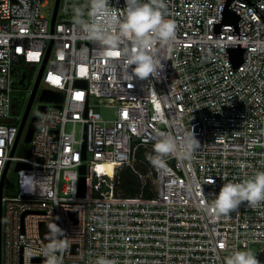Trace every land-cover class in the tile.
Here are the masks:
<instances>
[{
    "label": "built area",
    "instance_id": "obj_1",
    "mask_svg": "<svg viewBox=\"0 0 264 264\" xmlns=\"http://www.w3.org/2000/svg\"><path fill=\"white\" fill-rule=\"evenodd\" d=\"M55 3L48 9L49 0H0V183L7 168L0 264H46L44 250L53 244L61 264H97L101 256L115 264H225L237 249L264 264V201L242 202L219 218L209 210L223 183L264 171V0L228 7L227 0H164L177 32L170 44L156 45L163 69L145 79L132 74L127 43L108 49L74 22L87 0H59L52 27ZM110 7L122 16L125 0H110ZM238 48L235 66L231 50ZM43 64L40 95L54 94L39 102L46 109L30 143L26 119L12 153L21 101ZM99 108L113 111L104 116ZM192 131L200 144L190 159L155 152L163 136L179 142ZM19 162L26 167L6 181ZM122 168L138 176L137 195L117 192ZM22 173L42 178L37 193L22 191Z\"/></svg>",
    "mask_w": 264,
    "mask_h": 264
},
{
    "label": "clouds",
    "instance_id": "obj_2",
    "mask_svg": "<svg viewBox=\"0 0 264 264\" xmlns=\"http://www.w3.org/2000/svg\"><path fill=\"white\" fill-rule=\"evenodd\" d=\"M165 7L164 0H125L124 13L121 16L115 8L110 7V0H87L84 8H75L73 19L77 25L82 26L87 38L108 49L127 43L124 54L132 68V74L145 79L157 77L163 69L162 61H158L153 54L156 45L170 44L176 36L177 24L175 20L165 16ZM108 54L111 55V52ZM199 144L192 131L179 142L165 135L155 143L154 150L158 154L176 153L181 159H190ZM154 162L161 163L159 158ZM41 179L35 173H22V191L37 193ZM213 196L209 210L216 218L230 214L242 202L256 205L264 201V171L258 170L241 182L227 181ZM54 225L57 236L61 235L63 230L55 222ZM62 247H67L66 241ZM44 255L46 264H61L56 244L45 249ZM97 264L115 262L101 256L97 259ZM225 264H261V261L251 250L237 249L226 257Z\"/></svg>",
    "mask_w": 264,
    "mask_h": 264
},
{
    "label": "water",
    "instance_id": "obj_3",
    "mask_svg": "<svg viewBox=\"0 0 264 264\" xmlns=\"http://www.w3.org/2000/svg\"><path fill=\"white\" fill-rule=\"evenodd\" d=\"M230 2H231V0H227V7H228V5H229ZM58 3H59V0H56L55 8H54V14H53V17H52V22H51L52 27L54 25V20H55V17H56ZM227 7H226V10H225V13H224L225 17H227L228 14H229V11H228ZM230 16H231L232 22L234 24H236L237 21H238V16L235 15V14H233V13H230ZM51 45H52V42L49 45L48 52L50 51ZM242 54H243V50L242 49H239L238 48L236 50H231V57H232V60H233V62L235 64V66H238L241 63V61H242ZM43 69H44V64H43V66L40 69V72L38 74L37 81H36V83H35V85L33 87V90H32V94L29 97L28 104L26 106V109H25V112H24V115H23V119H22L21 124H20V127H19V131H18V134H17V138H16V141H15V144L13 146L12 153L14 152V149H15L17 143H18V140H19L20 135L22 133L23 127H24L25 122H26V119L28 117L30 108L32 106L34 97H35V95L37 93L38 83L40 81V77H41V74L43 72ZM24 78H25L24 75H22L21 79L18 82V86L19 87H23L24 86ZM53 94L54 93L52 91L45 90L40 95L39 99H40V101H48V100L52 99ZM45 109H46V106L45 105H40V106L37 107L36 112L33 113L32 118L30 120V124H29L28 130L26 132V136L24 138V143L26 145L30 143L31 138H32V134L35 131V128H36V119H37L38 112L44 113L45 112ZM22 167H26V164L19 162L16 165V167H15V171H17L18 169H20ZM6 171H7V168L5 169V171L3 173L2 180H1V183H0V195L2 194V186H3L4 177L6 175ZM79 172L81 174V176L79 178V196H84L85 195V176H84V174L86 173V166L85 165H82L79 168Z\"/></svg>",
    "mask_w": 264,
    "mask_h": 264
},
{
    "label": "trees",
    "instance_id": "obj_4",
    "mask_svg": "<svg viewBox=\"0 0 264 264\" xmlns=\"http://www.w3.org/2000/svg\"><path fill=\"white\" fill-rule=\"evenodd\" d=\"M28 151L27 147L23 146V152L26 154ZM138 159L148 163V159L145 156L143 149H139L137 152ZM137 168L142 173H146L147 168L144 163H141ZM119 183L117 185V192L123 196H134L140 192V180L136 174H134L129 168H122L119 173ZM149 184V183H148Z\"/></svg>",
    "mask_w": 264,
    "mask_h": 264
},
{
    "label": "rangeland",
    "instance_id": "obj_5",
    "mask_svg": "<svg viewBox=\"0 0 264 264\" xmlns=\"http://www.w3.org/2000/svg\"><path fill=\"white\" fill-rule=\"evenodd\" d=\"M49 2H50V5H49L48 9H51L52 8V4H53V0H49ZM37 70H38V68L36 67L33 70L32 75H30V77L26 80V85L28 86L29 89L32 88L33 85H34V80H35V76H36ZM42 89H43V85L39 86V88L37 90V93H36V95L34 97L32 106H31L29 114H28L27 123H26L25 128H24V133L26 132V130L28 128V125H29V122H30V120L32 118L33 113L36 112V108L39 105V102H40L39 96H40V93H41ZM28 100H29V95H25L24 94L23 99H22L21 104H20L19 112L17 114V115H19V118L23 117V114L25 112L26 106L28 104ZM99 111L104 116H110L112 114L113 110L112 109L99 108ZM22 146H23V138L21 139V142L19 144V148L22 147ZM16 154H17V152H16ZM140 164L141 163H138L137 165L139 166ZM14 167H15V164H12L11 167L9 168L6 181H8L13 176H15L16 171H15Z\"/></svg>",
    "mask_w": 264,
    "mask_h": 264
},
{
    "label": "flooded vegetation",
    "instance_id": "obj_6",
    "mask_svg": "<svg viewBox=\"0 0 264 264\" xmlns=\"http://www.w3.org/2000/svg\"><path fill=\"white\" fill-rule=\"evenodd\" d=\"M23 75L26 76V73H24ZM24 84H25V82H24Z\"/></svg>",
    "mask_w": 264,
    "mask_h": 264
},
{
    "label": "snow or ice",
    "instance_id": "obj_7",
    "mask_svg": "<svg viewBox=\"0 0 264 264\" xmlns=\"http://www.w3.org/2000/svg\"><path fill=\"white\" fill-rule=\"evenodd\" d=\"M78 95H79V93H78Z\"/></svg>",
    "mask_w": 264,
    "mask_h": 264
}]
</instances>
